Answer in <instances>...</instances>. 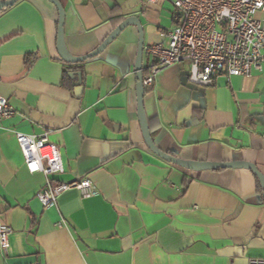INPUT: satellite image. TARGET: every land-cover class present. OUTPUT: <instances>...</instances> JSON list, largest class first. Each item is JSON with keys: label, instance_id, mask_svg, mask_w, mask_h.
<instances>
[{"label": "crops", "instance_id": "1", "mask_svg": "<svg viewBox=\"0 0 264 264\" xmlns=\"http://www.w3.org/2000/svg\"><path fill=\"white\" fill-rule=\"evenodd\" d=\"M59 1L74 57L93 52L134 17L147 68L153 59L146 48L167 45L175 25L172 0ZM58 26L48 0H20L0 12V95L16 110L0 124V226L13 230L0 264L264 259V192L253 172L190 171L146 146L138 119V28L127 27L97 57L68 64L58 52ZM144 110L163 152L189 162H248L264 175V72L223 75L205 87L190 83L188 63L175 65L145 88ZM17 134H47L62 152L64 172L56 179L86 178L96 195L70 191L45 208L36 196L46 178L27 170Z\"/></svg>", "mask_w": 264, "mask_h": 264}, {"label": "built area", "instance_id": "2", "mask_svg": "<svg viewBox=\"0 0 264 264\" xmlns=\"http://www.w3.org/2000/svg\"><path fill=\"white\" fill-rule=\"evenodd\" d=\"M155 4L157 0H144ZM174 27L165 37L167 45L146 48L153 63L144 68L143 85L152 87L164 70L188 63L193 85L212 86L217 78L249 77L264 72V0H172ZM16 115L15 108L0 95V124ZM25 166L30 174H43L45 188L37 199L46 208L57 204L61 196L76 191L83 197L96 195L93 183L86 179L61 182L64 172L60 147L49 142L47 134H17ZM59 227L62 224L58 225ZM12 228L0 226V249L8 254ZM250 264H264L253 259Z\"/></svg>", "mask_w": 264, "mask_h": 264}, {"label": "water", "instance_id": "3", "mask_svg": "<svg viewBox=\"0 0 264 264\" xmlns=\"http://www.w3.org/2000/svg\"><path fill=\"white\" fill-rule=\"evenodd\" d=\"M20 0H9L0 2V12L6 8L14 6ZM53 5L56 6L59 12V26H58V42L57 48L60 55V58L68 64H78L83 63L87 60H90L94 57H97L101 53L105 51V49L116 40L119 35L129 26L135 25L138 28V32L140 35L139 42V50L135 64V74L137 79V104H138V119L141 125V130L144 138V142L148 149L154 153L157 157L162 160L179 166L181 168L190 170V171H206V170H219V169H247L253 172L256 178L259 181V184L264 192V175L259 171L257 166L248 162H233V163H201V162H189L184 161L178 158H175L165 152H163L160 148H158L151 136V132L149 130L148 122L145 115L144 110V96H145V87L143 85L144 79V33L143 28L137 18L131 17L125 20L122 24H120L109 36L106 40L93 52L86 56L82 57H74L67 51L65 45L64 38V22H65V10L61 5L59 0H48Z\"/></svg>", "mask_w": 264, "mask_h": 264}, {"label": "trees", "instance_id": "4", "mask_svg": "<svg viewBox=\"0 0 264 264\" xmlns=\"http://www.w3.org/2000/svg\"><path fill=\"white\" fill-rule=\"evenodd\" d=\"M144 74H146V72H144ZM66 81H67V80H66V77H65V83H66ZM149 130H150V129H149Z\"/></svg>", "mask_w": 264, "mask_h": 264}]
</instances>
